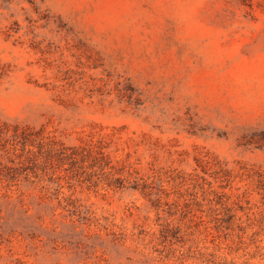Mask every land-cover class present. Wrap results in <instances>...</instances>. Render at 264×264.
Wrapping results in <instances>:
<instances>
[{"label":"rangeland","instance_id":"1","mask_svg":"<svg viewBox=\"0 0 264 264\" xmlns=\"http://www.w3.org/2000/svg\"><path fill=\"white\" fill-rule=\"evenodd\" d=\"M0 264H264V0H0Z\"/></svg>","mask_w":264,"mask_h":264},{"label":"trees","instance_id":"2","mask_svg":"<svg viewBox=\"0 0 264 264\" xmlns=\"http://www.w3.org/2000/svg\"><path fill=\"white\" fill-rule=\"evenodd\" d=\"M239 2L245 6H248L249 8H252L253 5V0H239ZM26 130H23L22 133V138H23V143H24V147L25 145H33L32 140H30V137L28 136V134H25ZM17 135V134H16ZM94 143L90 142L88 143V145L86 147H78L73 149L70 153H65L64 156L61 157H67V158H72V161H77V156L80 157L81 163H84L86 161H88V166L89 167H95L98 166L100 170L104 171L105 169L109 168L110 170L109 175H111V177H108L106 180V186L109 187H122L124 186L125 181L130 183L132 182L133 184L130 185V187L134 190H141V191H146L145 186L143 183L141 186H139L140 184L138 183V179L136 176H133L131 172L126 171V177L123 176H117L114 177L113 174L115 173L113 170L115 169L114 166L110 165V161L108 159V157H106V155L103 154L102 152V147H99V150H95L94 149ZM38 150L37 152L39 154H41L42 152H46L48 155L53 151L52 147H47L45 148L43 144L39 143V145L37 146ZM27 152L28 154H32L33 156H36V154L34 153L33 150H31V148H27ZM95 153L99 154V155H95ZM28 158H30V155H27ZM52 157V156H51ZM62 159V158H61ZM83 165V164H81ZM119 168H116L115 170L118 171L116 173H121V175H123L124 170L120 171L118 170ZM122 169V167H121ZM105 172V171H104ZM110 178V179H109ZM141 187V188H140ZM216 204H223V200L220 199L219 201H216Z\"/></svg>","mask_w":264,"mask_h":264}]
</instances>
